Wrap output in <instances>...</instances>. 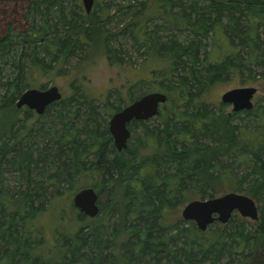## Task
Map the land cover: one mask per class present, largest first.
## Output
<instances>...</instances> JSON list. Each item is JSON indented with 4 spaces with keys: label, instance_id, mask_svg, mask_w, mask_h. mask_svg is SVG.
I'll use <instances>...</instances> for the list:
<instances>
[{
    "label": "trees",
    "instance_id": "trees-1",
    "mask_svg": "<svg viewBox=\"0 0 264 264\" xmlns=\"http://www.w3.org/2000/svg\"><path fill=\"white\" fill-rule=\"evenodd\" d=\"M153 1L160 2L162 24L149 32L136 20L149 8V0H143L119 32L170 61L163 75L171 83L160 88L170 108L163 105L157 127L133 120L123 151L116 148L110 120L102 119L95 97L80 93L79 87L38 115L51 117L61 128L38 123L25 138L15 130L21 120L17 100L33 84L35 70L54 69L76 47L87 51L99 41L113 62L123 63L110 44L114 33L107 28L113 17L108 4L97 1L100 7L87 13L81 3L71 7L70 0H30L28 26L21 31L10 27L0 36V264H256L258 249L264 254V96L254 108L225 117L204 98L225 75L243 73L251 65L264 70V0H192L189 13L174 11L173 0ZM55 12L57 21H51ZM164 30H178L186 39L172 34L161 40L158 33ZM149 92L155 91L119 101L114 113ZM241 114L257 129L235 121ZM37 131L38 141L31 142ZM148 147L152 153L142 155ZM221 156L233 164L248 163L251 170L239 178ZM224 180L259 202L260 218L254 224L235 212L227 223L215 221L201 231L194 221L174 215L191 200L216 197ZM86 186L107 191L100 213L90 217L78 210L77 231L57 233L48 256L37 253L45 241L38 217L54 199L63 202L67 191L71 198ZM259 263L264 264V256Z\"/></svg>",
    "mask_w": 264,
    "mask_h": 264
},
{
    "label": "rangeland",
    "instance_id": "rangeland-1",
    "mask_svg": "<svg viewBox=\"0 0 264 264\" xmlns=\"http://www.w3.org/2000/svg\"><path fill=\"white\" fill-rule=\"evenodd\" d=\"M70 1H73L71 2V7H76V2L81 3L84 7L82 0ZM97 1H101V5H109V14L113 17L107 24V28L114 33L110 38V44L114 49H117V54H119V56L124 60L123 63L119 64L113 62L109 58L105 52L104 45L101 44L103 41L92 44V47L87 51L76 47L73 50V54L68 58L69 60L66 59L65 63L58 64L54 69H50L47 72L35 70L34 76L31 80L33 84L30 88L35 87L44 89L56 85L59 87L63 96H69L73 94L75 87H79L80 93H86L95 97L94 100L100 107L99 110L102 119L104 120L109 118L110 120L108 114L114 113V107L119 104V101L122 103H128L131 94L132 96H137L141 91L150 90L165 92V90H161L160 88L171 83V79H168L163 75V71L170 66V61L157 57L151 49H147L145 46L136 44L129 33L123 35L119 32V29L125 27V24L133 19V14L141 10V8H139L141 7L139 2L143 0H95L93 10L100 7V4H97ZM173 1L177 3L176 6L173 7L174 11L185 13L190 12V7L188 8V6L192 0ZM29 2L30 0H0V36L6 34L10 27L21 31L28 26L29 21L26 16V12ZM198 4L204 6V2L198 1ZM129 5H131V10L133 11L132 13L130 12L131 10L124 9ZM159 6L160 2L149 0V8L145 11V14L136 18V20H139L147 25V31L149 32L154 31L156 26L158 24H162L164 21V15L159 10ZM77 11L80 10L78 9ZM51 21H57L56 12L52 14ZM172 34H179L177 37L180 41H185L186 39L185 34L179 32L178 30L160 31L158 36H161L160 39L164 40L166 37L172 36ZM224 45H222V47ZM211 46L212 42L211 40H208L206 47L209 49ZM225 46L227 47V45ZM248 49L249 48L247 47L242 49L245 56H247ZM218 52L219 51L217 50V53ZM202 54H205L204 49ZM263 71V68L251 65V67L249 69H245L243 73L239 72L225 75L221 81H218L207 89L204 98L212 104L215 111L220 112V114L224 113L222 115L225 117V115L229 116V113L233 112V106L231 104H225L223 109H220L219 107L222 104V95L233 88L255 86L258 91L254 97V102L257 104L260 98L264 96ZM5 73L7 72L5 71ZM179 73H181V70L175 72V75ZM250 76L254 77V79H251ZM109 92L111 93L108 98L109 106H106L104 102ZM2 95L3 90L0 92V102L2 101ZM120 97L121 100L118 99ZM166 103L170 108V101L168 100ZM261 104H263V102H261ZM163 105L161 110H164ZM27 109V107L20 108L21 112L16 117L21 120L18 121L15 130H19L20 133L22 132L24 134V138L29 135V131L33 127L37 128L39 126L38 123H44L46 127L49 125H57L60 128L62 127L56 120L50 121V114H48L50 119H45L46 117L43 116H41L42 118L38 117L39 114L35 111L33 112L34 114L31 112L27 114ZM158 116L159 115L149 119L147 121V125L151 128L157 127L161 120V117L158 118ZM235 121H237L240 125H246L249 123L250 129H257L255 122L253 120L251 121L250 117L244 114H241V116H239V118ZM25 124L26 127H24ZM40 133L41 132L39 131L35 132L34 135L31 136V142H33V138H37L36 140L38 141L39 136L41 135ZM59 133L61 134V130ZM45 138L48 139L47 137ZM23 142H27V140L25 139ZM151 149L153 148L148 147L146 149H142V155L151 154ZM221 159L224 160V164L226 166L235 167L234 172H236L239 178L246 174L247 171L251 170L248 163L240 161L239 163L233 164V160L229 159V156H221ZM12 174L13 173L9 175L11 176ZM8 183L11 184V187L15 185L12 178L8 179ZM84 183H86L85 180L81 183V186H84ZM242 186L247 187L248 183H243ZM61 187L66 188V185ZM236 187L237 183L230 182V180H224L220 183V185H217L216 197L229 192L245 193L242 190H237ZM70 194L71 193L67 191L63 197V202L62 198L54 199L53 202L48 204L47 209L38 217V224L43 228L45 241L37 248V253L48 256L49 252H51L49 247L52 248L55 244V239L58 236L57 233L72 234L77 231L80 226V222L78 223L76 221L77 213L79 212L78 209L76 210L72 205L73 197L70 198ZM107 194L106 190L103 193H99V203L101 205H105L107 203ZM256 202L259 206L260 212V204L258 201ZM186 204L187 203L179 206L177 212L174 213L177 218L183 219L182 210ZM247 219L250 224L255 223V220L251 218ZM263 256V251L258 249V253L255 254L253 259L254 263L260 264L259 262Z\"/></svg>",
    "mask_w": 264,
    "mask_h": 264
},
{
    "label": "water",
    "instance_id": "water-1",
    "mask_svg": "<svg viewBox=\"0 0 264 264\" xmlns=\"http://www.w3.org/2000/svg\"><path fill=\"white\" fill-rule=\"evenodd\" d=\"M87 13H91L95 0H82ZM258 89L255 86L233 88L221 97L223 104H231L233 112L250 110L254 108V97ZM63 94L59 87L53 85L48 88H28L17 100V107H27L42 115L53 103L61 100ZM165 92H149L135 99L130 104L116 111L109 121V129L118 151L128 147L131 137L129 124L133 120H149L160 113L161 107L168 101ZM73 204L78 210L90 217L100 213L99 193L91 186L84 187L75 193ZM237 212L243 217L259 220V206L254 198L245 193L229 192L221 196L194 199L189 201L182 210L185 220L194 221L201 231H207L215 221L227 223Z\"/></svg>",
    "mask_w": 264,
    "mask_h": 264
},
{
    "label": "flooded vegetation",
    "instance_id": "flooded-vegetation-1",
    "mask_svg": "<svg viewBox=\"0 0 264 264\" xmlns=\"http://www.w3.org/2000/svg\"><path fill=\"white\" fill-rule=\"evenodd\" d=\"M23 108H25V107H23Z\"/></svg>",
    "mask_w": 264,
    "mask_h": 264
}]
</instances>
